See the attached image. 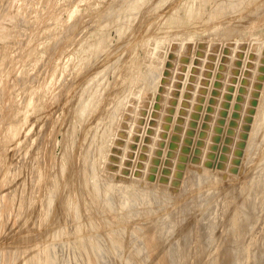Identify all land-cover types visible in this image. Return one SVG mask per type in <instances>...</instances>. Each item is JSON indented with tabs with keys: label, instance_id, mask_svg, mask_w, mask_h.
I'll use <instances>...</instances> for the list:
<instances>
[{
	"label": "rangeland",
	"instance_id": "374dc122",
	"mask_svg": "<svg viewBox=\"0 0 264 264\" xmlns=\"http://www.w3.org/2000/svg\"><path fill=\"white\" fill-rule=\"evenodd\" d=\"M0 264H264V0H0Z\"/></svg>",
	"mask_w": 264,
	"mask_h": 264
},
{
	"label": "bare ground",
	"instance_id": "6f19581e",
	"mask_svg": "<svg viewBox=\"0 0 264 264\" xmlns=\"http://www.w3.org/2000/svg\"><path fill=\"white\" fill-rule=\"evenodd\" d=\"M137 5V4H136ZM126 8V7H125Z\"/></svg>",
	"mask_w": 264,
	"mask_h": 264
}]
</instances>
